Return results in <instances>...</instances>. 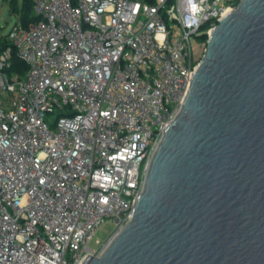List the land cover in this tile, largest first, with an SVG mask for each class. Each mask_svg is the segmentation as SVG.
<instances>
[{
    "label": "built area",
    "instance_id": "2783aa9c",
    "mask_svg": "<svg viewBox=\"0 0 264 264\" xmlns=\"http://www.w3.org/2000/svg\"><path fill=\"white\" fill-rule=\"evenodd\" d=\"M239 1L32 0L40 19L18 15L0 47V264L105 250L183 108L203 36ZM13 48L24 73L9 71ZM107 218L113 232L91 247Z\"/></svg>",
    "mask_w": 264,
    "mask_h": 264
},
{
    "label": "water",
    "instance_id": "95a60500",
    "mask_svg": "<svg viewBox=\"0 0 264 264\" xmlns=\"http://www.w3.org/2000/svg\"><path fill=\"white\" fill-rule=\"evenodd\" d=\"M81 264H264V0L213 27L130 221Z\"/></svg>",
    "mask_w": 264,
    "mask_h": 264
},
{
    "label": "rangeland",
    "instance_id": "374dc122",
    "mask_svg": "<svg viewBox=\"0 0 264 264\" xmlns=\"http://www.w3.org/2000/svg\"><path fill=\"white\" fill-rule=\"evenodd\" d=\"M21 4L22 0H18ZM11 0H0V39L6 37L11 27L17 22L18 14L13 13L11 9ZM59 116L58 112L51 115H46V120L55 119ZM114 225L113 222L107 218L105 223L98 229L95 237L90 242V246L97 248L99 246L98 240L105 241L113 232Z\"/></svg>",
    "mask_w": 264,
    "mask_h": 264
},
{
    "label": "trees",
    "instance_id": "16d2710c",
    "mask_svg": "<svg viewBox=\"0 0 264 264\" xmlns=\"http://www.w3.org/2000/svg\"><path fill=\"white\" fill-rule=\"evenodd\" d=\"M11 7L12 12L19 15L20 20L25 26H28L30 23H35L40 19V17L34 12L32 0H22L21 4L18 0H11ZM203 38L207 39L208 35L205 34ZM7 46H12V44L5 37L0 41V47L3 48ZM27 68V64L17 56L16 51L13 48L12 61L9 71H19L20 73H24Z\"/></svg>",
    "mask_w": 264,
    "mask_h": 264
}]
</instances>
